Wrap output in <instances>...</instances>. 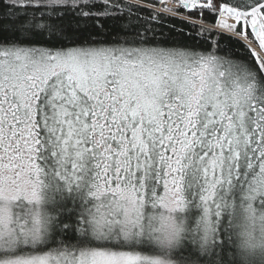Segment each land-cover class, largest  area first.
I'll list each match as a JSON object with an SVG mask.
<instances>
[{
    "label": "snow or ice",
    "instance_id": "6c2138e0",
    "mask_svg": "<svg viewBox=\"0 0 264 264\" xmlns=\"http://www.w3.org/2000/svg\"><path fill=\"white\" fill-rule=\"evenodd\" d=\"M0 264H264V0H0Z\"/></svg>",
    "mask_w": 264,
    "mask_h": 264
},
{
    "label": "trees",
    "instance_id": "16d2710c",
    "mask_svg": "<svg viewBox=\"0 0 264 264\" xmlns=\"http://www.w3.org/2000/svg\"><path fill=\"white\" fill-rule=\"evenodd\" d=\"M132 2L135 3V0H132ZM139 3L141 5H154L155 10L159 11V10L156 9L157 3H155L152 0H139ZM134 11H138V13L141 16H144V17H148V16H150L152 14V11L149 8H147V7H140L139 9H134ZM182 15L183 16H191L193 19H196L197 16H198V13H196V12L189 13L186 10H182ZM161 19L164 21V24H166L168 26H174L176 30L183 29L185 33L189 32V31H192L194 33L196 31L195 29H192L191 25L188 24L183 19H180V18L165 19L164 16H161ZM101 22L104 23L105 25L110 24V21H106V20L105 21H101ZM204 22L205 23L214 22V18L209 13L205 12V14H204ZM153 27H161V26L153 24ZM163 31L167 32V31H169V28L165 27V28H163ZM225 42H226V38L221 40V44L222 45ZM233 47L235 48L236 46L233 45Z\"/></svg>",
    "mask_w": 264,
    "mask_h": 264
},
{
    "label": "rangeland",
    "instance_id": "374dc122",
    "mask_svg": "<svg viewBox=\"0 0 264 264\" xmlns=\"http://www.w3.org/2000/svg\"><path fill=\"white\" fill-rule=\"evenodd\" d=\"M152 1H154L155 3H157L156 0H152ZM175 3H176V0H167V3L164 4V5H162L160 3H157L156 9L159 10V11H161L163 7H171Z\"/></svg>",
    "mask_w": 264,
    "mask_h": 264
}]
</instances>
